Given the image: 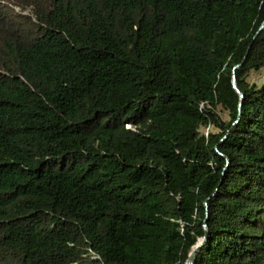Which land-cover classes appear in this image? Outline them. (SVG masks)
I'll use <instances>...</instances> for the list:
<instances>
[{"label": "trees", "instance_id": "obj_1", "mask_svg": "<svg viewBox=\"0 0 264 264\" xmlns=\"http://www.w3.org/2000/svg\"><path fill=\"white\" fill-rule=\"evenodd\" d=\"M263 22L0 0V264H187L205 238L194 264H264Z\"/></svg>", "mask_w": 264, "mask_h": 264}, {"label": "rangeland", "instance_id": "obj_2", "mask_svg": "<svg viewBox=\"0 0 264 264\" xmlns=\"http://www.w3.org/2000/svg\"><path fill=\"white\" fill-rule=\"evenodd\" d=\"M17 13H21L18 9L16 10ZM249 83L256 84L258 87L262 86L264 84V68L260 70L259 72H252L248 78ZM220 118L226 123L229 121V117L224 114L223 112L219 113ZM213 129L210 128L209 130L201 129V132L207 133L212 132Z\"/></svg>", "mask_w": 264, "mask_h": 264}, {"label": "water", "instance_id": "obj_3", "mask_svg": "<svg viewBox=\"0 0 264 264\" xmlns=\"http://www.w3.org/2000/svg\"><path fill=\"white\" fill-rule=\"evenodd\" d=\"M264 30V22L262 23V25L260 26L259 30H258V33L259 34L261 31ZM233 87L235 88V81H233ZM239 96L241 98V100L243 99V95L239 93ZM241 106V104L239 105V107ZM204 229H205V232H206V225H204ZM206 240V238L204 239V241ZM203 241V242H204ZM203 242L199 243L196 245V247L193 249V251L190 253L189 255V258L187 260V264H194L195 262V259H196V256H197V253L199 252Z\"/></svg>", "mask_w": 264, "mask_h": 264}]
</instances>
